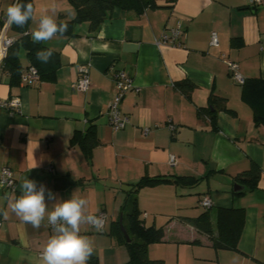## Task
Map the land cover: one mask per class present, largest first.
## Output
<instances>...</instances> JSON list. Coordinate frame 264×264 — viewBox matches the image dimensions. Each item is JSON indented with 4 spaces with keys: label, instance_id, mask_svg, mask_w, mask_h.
<instances>
[{
    "label": "crops",
    "instance_id": "obj_1",
    "mask_svg": "<svg viewBox=\"0 0 264 264\" xmlns=\"http://www.w3.org/2000/svg\"><path fill=\"white\" fill-rule=\"evenodd\" d=\"M14 2L0 0V19ZM156 3L140 14L116 6L96 30L83 21L75 24L73 35L42 42L60 55L53 80L11 83L0 64V98L17 96L20 101L18 111L0 108V167L10 166L16 178L14 190L0 188V264H42L40 253L52 234L50 227L21 228L8 207L26 177L44 184L58 200L75 194L88 199L91 213L104 210V226L97 230L82 225L81 234L93 242L98 264H123L128 252L113 232L143 175L199 179L186 186L161 182L136 192L144 223L163 226L162 238L147 247L150 258L164 264H264V125L254 121L225 62L235 61L244 78H264V2ZM33 7L30 35L43 14L56 20L75 15L68 0H33ZM177 21L184 26L182 46L157 45L161 33ZM211 31L218 33L216 46L209 44ZM6 33L18 36L10 27ZM19 59L23 72L25 51L20 50ZM82 64L89 68L86 91L75 86ZM115 69L128 71L134 85L120 102L129 122L119 130L112 129L107 113L115 93ZM182 80L194 84L189 96L176 85ZM211 94L225 97L229 109L217 113L215 124L199 111L209 105ZM91 124L98 143L87 158L71 140ZM170 155L175 156L173 163ZM252 162L261 170L257 186L235 195L233 190L242 185L234 176ZM60 179L69 183L57 187ZM127 186L131 189H123ZM203 196L211 201L210 211L218 206L245 208L238 249L215 248L207 233L186 220L205 209L199 203ZM46 203L51 207L55 201L46 198ZM211 221L214 227V214Z\"/></svg>",
    "mask_w": 264,
    "mask_h": 264
},
{
    "label": "trees",
    "instance_id": "obj_2",
    "mask_svg": "<svg viewBox=\"0 0 264 264\" xmlns=\"http://www.w3.org/2000/svg\"><path fill=\"white\" fill-rule=\"evenodd\" d=\"M75 8V15L71 19H66L62 15L57 19V23L64 22L68 25L64 34L73 35L76 23L86 21L91 30H96L100 24L107 19L114 7L118 6L126 10H132L137 14L142 13L148 7L158 6L156 0H68ZM22 3H32L33 0H21ZM30 22V20H29ZM29 22L23 27L18 28L15 25L10 26L18 33L13 44L8 48L6 56L2 60V67L9 73L11 83L20 81L22 64L19 59L20 50L24 49L28 65L36 67L39 78L53 80L56 70L60 65V55L57 50L41 43H33L31 35L27 32ZM51 48L54 54L46 64L36 59V51L40 49ZM26 66V67H27ZM176 85L186 95H190L194 84L189 80L176 82ZM241 85V96L243 101L249 105L252 110L254 121L264 125V78L247 77ZM220 110H229L226 106L225 97L211 94L209 105L199 108V111L206 114L213 124ZM71 142L81 146L86 157L91 156L94 146L98 143L95 127L91 124L86 133L77 131ZM260 167L252 162L249 168L237 173L234 180L242 186L240 190L234 191L235 195H241L247 190L257 186L260 176ZM194 176H141L135 183L132 194L125 205V211L122 215V224L129 236L126 239L120 227V221L117 222L114 229V236L123 243L128 252V259L123 264H164L163 259L150 258L147 247L150 243L159 241L163 236V226L146 225L142 217V211L137 203L136 192L143 186H153L161 182H172L177 185H193L198 182ZM69 183L68 180L60 179L56 181L57 187H62ZM205 209L194 217H188L186 220L193 224L199 231L207 233L215 248L238 249V240L243 229L245 221V208L243 206H218L214 211V227L212 225V212L210 207ZM88 264H98L96 255H92Z\"/></svg>",
    "mask_w": 264,
    "mask_h": 264
},
{
    "label": "clouds",
    "instance_id": "obj_3",
    "mask_svg": "<svg viewBox=\"0 0 264 264\" xmlns=\"http://www.w3.org/2000/svg\"><path fill=\"white\" fill-rule=\"evenodd\" d=\"M32 19H35L32 3L15 0L6 9L5 23L9 27L15 25L23 28ZM67 28L66 23H57L53 15L43 14L31 32L32 41L41 43L57 35L63 36ZM53 54L51 48L40 49L35 53L36 59L43 64L48 63ZM46 198L55 203L49 207ZM88 205L87 198L75 194L67 200H58L44 184L28 177L20 183V194L8 199V207L18 218L21 228L24 225H31L37 230L41 227L51 228L52 234L40 253L42 264H88L94 245L88 236L81 234L82 225H90L99 230L103 223L101 217L89 211ZM3 215L5 219L8 218V212H3ZM20 242L28 246L23 237Z\"/></svg>",
    "mask_w": 264,
    "mask_h": 264
},
{
    "label": "built area",
    "instance_id": "obj_4",
    "mask_svg": "<svg viewBox=\"0 0 264 264\" xmlns=\"http://www.w3.org/2000/svg\"><path fill=\"white\" fill-rule=\"evenodd\" d=\"M250 3H262L264 0H249ZM6 17L0 19V64L2 63L3 58L6 56L8 48L13 44L16 37L8 36L6 31L9 26L5 23ZM184 32V26L181 21H177L173 26L165 29L160 37L156 40L157 45L163 43H171L174 46H182L181 36ZM218 33L216 31H211L209 44L212 46L218 45ZM264 47V46H262ZM231 77L233 80L242 84L244 82L243 75L239 72L238 64L235 61L226 59L225 60ZM113 80L115 82V93L110 99L107 106V113L109 117V123L114 130H119L124 128L128 122V115L124 114L120 110V102L128 89L134 88L132 77L128 71L125 69H115L112 73ZM39 79V73L36 67L28 65L25 67L23 72L20 75V81L23 84L29 85L34 81ZM75 86L80 91H86L90 87V78H89V68L88 65L82 64L79 67L78 78L75 82ZM137 90V88H136ZM0 108H6L11 111H18L20 108V101L17 96H11L8 98H0ZM148 129L145 128L144 132H147ZM175 161V156L170 155L169 162L173 163ZM16 187V178L13 170L8 165H3L0 167V188L12 191ZM200 205L203 207H210L211 201L207 196H203L199 200ZM102 218L103 223L101 228L105 224L106 212L104 210H99L96 213H93ZM47 223V221H46Z\"/></svg>",
    "mask_w": 264,
    "mask_h": 264
},
{
    "label": "water",
    "instance_id": "obj_5",
    "mask_svg": "<svg viewBox=\"0 0 264 264\" xmlns=\"http://www.w3.org/2000/svg\"><path fill=\"white\" fill-rule=\"evenodd\" d=\"M124 188H126V189H127V188H128V189H131V186L123 187V189H124ZM119 221H120V227H121V230L123 231V233H124L126 239L129 240V236H128V234H127V232H126V230H125V228H124V226H123V224H122V222H121V221H122V217L119 218Z\"/></svg>",
    "mask_w": 264,
    "mask_h": 264
},
{
    "label": "rangeland",
    "instance_id": "obj_6",
    "mask_svg": "<svg viewBox=\"0 0 264 264\" xmlns=\"http://www.w3.org/2000/svg\"><path fill=\"white\" fill-rule=\"evenodd\" d=\"M22 51H24V49H22ZM211 212H212V215L214 214V210H211Z\"/></svg>",
    "mask_w": 264,
    "mask_h": 264
}]
</instances>
